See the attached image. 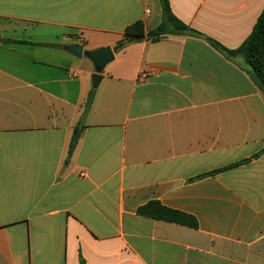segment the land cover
I'll return each instance as SVG.
<instances>
[{
	"label": "crops",
	"instance_id": "0c3cea01",
	"mask_svg": "<svg viewBox=\"0 0 264 264\" xmlns=\"http://www.w3.org/2000/svg\"><path fill=\"white\" fill-rule=\"evenodd\" d=\"M169 3L228 49L264 9ZM162 18L159 0H0V264H264V88L204 38L114 51ZM69 44L113 49L97 87ZM150 202L196 227L140 215Z\"/></svg>",
	"mask_w": 264,
	"mask_h": 264
},
{
	"label": "trees",
	"instance_id": "16d2710c",
	"mask_svg": "<svg viewBox=\"0 0 264 264\" xmlns=\"http://www.w3.org/2000/svg\"><path fill=\"white\" fill-rule=\"evenodd\" d=\"M162 7V22L154 30L145 35V25L142 21H137L129 25L124 32V37L114 47L115 52L123 50L130 43L140 42L145 39L151 42H157L161 38L169 35H183L197 38H204L220 53L229 59L242 57L248 64L251 72L258 82L264 88V9L260 14L251 34L246 41L237 49H228L213 38L207 37L201 32L189 27L179 20L172 12L169 0H159ZM20 43L29 44L21 41ZM50 47H55L50 45ZM93 99V92L89 94L86 108L88 109ZM80 127H76L70 144L69 153H72L75 145L80 138ZM230 168V167H228ZM224 168L222 170L228 169ZM218 170L216 172L222 171ZM138 213L143 216L152 217L164 221L174 222L190 227H196V220L185 213L166 208L158 202H150L138 209Z\"/></svg>",
	"mask_w": 264,
	"mask_h": 264
},
{
	"label": "water",
	"instance_id": "95a60500",
	"mask_svg": "<svg viewBox=\"0 0 264 264\" xmlns=\"http://www.w3.org/2000/svg\"><path fill=\"white\" fill-rule=\"evenodd\" d=\"M64 49L76 58L84 56L93 63L95 68V73L92 76L94 87H97L100 83L102 79L101 73L104 68L115 59L114 51L110 46L84 50V47L80 44H69L64 46Z\"/></svg>",
	"mask_w": 264,
	"mask_h": 264
},
{
	"label": "rangeland",
	"instance_id": "374dc122",
	"mask_svg": "<svg viewBox=\"0 0 264 264\" xmlns=\"http://www.w3.org/2000/svg\"><path fill=\"white\" fill-rule=\"evenodd\" d=\"M110 64H111V63H110ZM106 67H107V66H106ZM106 67H105V68H106ZM105 68H104V70H103V71H105Z\"/></svg>",
	"mask_w": 264,
	"mask_h": 264
},
{
	"label": "built area",
	"instance_id": "2783aa9c",
	"mask_svg": "<svg viewBox=\"0 0 264 264\" xmlns=\"http://www.w3.org/2000/svg\"><path fill=\"white\" fill-rule=\"evenodd\" d=\"M146 76V75H145Z\"/></svg>",
	"mask_w": 264,
	"mask_h": 264
}]
</instances>
